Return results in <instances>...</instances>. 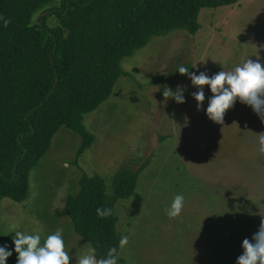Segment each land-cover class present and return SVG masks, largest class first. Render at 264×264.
I'll return each instance as SVG.
<instances>
[{"label":"rangeland","instance_id":"1","mask_svg":"<svg viewBox=\"0 0 264 264\" xmlns=\"http://www.w3.org/2000/svg\"><path fill=\"white\" fill-rule=\"evenodd\" d=\"M61 5L57 0L48 13ZM200 20L197 35L177 30L155 37L123 61L125 75L111 97L85 116L95 140L81 157V136L67 127L58 131L31 172L28 199L3 201L1 237L19 230L39 233L43 242L63 228L69 255L84 254L90 244L75 233L66 198L79 193L84 175L109 179L124 166L147 163L137 195L117 206L118 232L128 238L119 264H236L243 240H251L264 217V123L239 100L223 124L211 121L205 111L210 89L198 110L197 89L177 70L183 65L212 76L249 58L264 65V0L205 9ZM48 25L54 28L57 20L51 17ZM165 86L173 92L182 86L186 102L166 100ZM177 194L184 195V207L169 218L166 209Z\"/></svg>","mask_w":264,"mask_h":264},{"label":"trees","instance_id":"2","mask_svg":"<svg viewBox=\"0 0 264 264\" xmlns=\"http://www.w3.org/2000/svg\"><path fill=\"white\" fill-rule=\"evenodd\" d=\"M56 1L0 0V214L4 200L28 199L31 172L61 128L81 136L78 157L93 145L85 116L111 97L125 75L126 58L155 37L177 30L197 35L203 10L241 2L62 0L49 14L48 7ZM51 17L57 20L54 28L48 25ZM146 168L147 163L139 169L124 166L109 179L84 175L79 193L66 198L75 233L95 248L97 259L112 247L119 255L117 206L137 195ZM97 209L111 214L101 217ZM0 245L13 251L7 264H17L12 238L0 236Z\"/></svg>","mask_w":264,"mask_h":264},{"label":"clouds","instance_id":"3","mask_svg":"<svg viewBox=\"0 0 264 264\" xmlns=\"http://www.w3.org/2000/svg\"><path fill=\"white\" fill-rule=\"evenodd\" d=\"M7 21L5 26H7ZM177 72L189 76L191 83L197 91L192 93L197 102L198 110L203 109L205 102V87L213 94L208 99L205 109L208 118L218 124H223L225 114L234 107L237 100L250 107L264 123V65L260 62L246 59L233 70L220 71L209 76L205 72L196 74L181 65ZM185 89L178 86L173 92L170 87L165 86L163 96L165 99H173L177 104L186 102ZM259 151L264 153V135L259 140ZM185 197L177 194L170 206L166 209L169 218L181 215L184 207ZM97 214L105 217L111 214L109 209H97ZM15 227V226H13ZM14 252L17 255V264H70L72 259L76 264H118V249L112 247L104 258L97 259L95 248L86 245L84 254L76 253L75 257L66 251L63 238V228H58L54 233L47 235L45 239L39 233L29 234L26 231H15L12 237ZM128 244L127 236H122L119 248ZM13 251L7 245H0V264H7ZM236 264H264V217L258 231L251 240L245 238L242 242V254L237 257Z\"/></svg>","mask_w":264,"mask_h":264}]
</instances>
